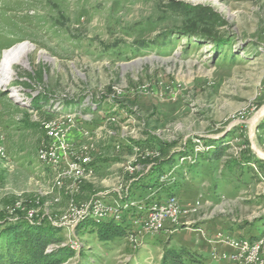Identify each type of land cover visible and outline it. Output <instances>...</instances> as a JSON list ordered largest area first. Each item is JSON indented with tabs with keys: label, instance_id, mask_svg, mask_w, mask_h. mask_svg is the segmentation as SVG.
Listing matches in <instances>:
<instances>
[{
	"label": "rangeland",
	"instance_id": "rangeland-1",
	"mask_svg": "<svg viewBox=\"0 0 264 264\" xmlns=\"http://www.w3.org/2000/svg\"><path fill=\"white\" fill-rule=\"evenodd\" d=\"M22 42L0 86V264H234L211 257L221 232L264 259V0H0V62ZM51 122L92 158L73 196L38 158ZM165 199L201 207L137 234Z\"/></svg>",
	"mask_w": 264,
	"mask_h": 264
},
{
	"label": "built area",
	"instance_id": "built-area-1",
	"mask_svg": "<svg viewBox=\"0 0 264 264\" xmlns=\"http://www.w3.org/2000/svg\"><path fill=\"white\" fill-rule=\"evenodd\" d=\"M66 123L74 124L72 117H66ZM45 131L47 136L53 140L39 151V161L50 168L55 173V184L58 189H65L66 193L72 196L79 189V180L92 173V158L84 153V148L77 149V146L59 144L65 134V130L60 125L47 123ZM67 126V125H66ZM65 126V127H66ZM0 157H6L3 139L0 137ZM200 203L187 204L182 206L175 199H165L162 202L152 204L148 212L138 223L141 230L137 234H157L163 231H172L182 226V219L197 214L200 210ZM74 215L85 214L87 206L78 209L72 201L71 210ZM111 208L96 202L90 209L91 215L99 218L107 217L112 213ZM117 218H120L119 216ZM137 237L132 236L131 241L136 242ZM217 246L211 257L216 262H231L234 264H264L262 244L256 240L236 237L229 233H218L216 237Z\"/></svg>",
	"mask_w": 264,
	"mask_h": 264
},
{
	"label": "bare ground",
	"instance_id": "bare-ground-1",
	"mask_svg": "<svg viewBox=\"0 0 264 264\" xmlns=\"http://www.w3.org/2000/svg\"><path fill=\"white\" fill-rule=\"evenodd\" d=\"M190 3H201L206 0H186ZM34 51V46L27 42H22L13 48L4 51L0 62V86L10 83L13 76V66L16 64L26 66L27 58ZM11 98H18L19 94L11 92Z\"/></svg>",
	"mask_w": 264,
	"mask_h": 264
},
{
	"label": "trees",
	"instance_id": "trees-1",
	"mask_svg": "<svg viewBox=\"0 0 264 264\" xmlns=\"http://www.w3.org/2000/svg\"><path fill=\"white\" fill-rule=\"evenodd\" d=\"M251 240H254V239H251ZM44 249H45V246H42V249H41V252H40V255L42 256V254H44ZM182 263V262H181ZM182 264H184V263H182ZM185 264H187V263H185Z\"/></svg>",
	"mask_w": 264,
	"mask_h": 264
}]
</instances>
